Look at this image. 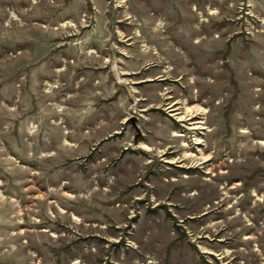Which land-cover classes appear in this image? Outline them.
I'll return each instance as SVG.
<instances>
[{
  "label": "rangeland",
  "instance_id": "rangeland-1",
  "mask_svg": "<svg viewBox=\"0 0 264 264\" xmlns=\"http://www.w3.org/2000/svg\"><path fill=\"white\" fill-rule=\"evenodd\" d=\"M0 264H264V0H0Z\"/></svg>",
  "mask_w": 264,
  "mask_h": 264
},
{
  "label": "bare ground",
  "instance_id": "bare-ground-1",
  "mask_svg": "<svg viewBox=\"0 0 264 264\" xmlns=\"http://www.w3.org/2000/svg\"><path fill=\"white\" fill-rule=\"evenodd\" d=\"M183 118H189V117H181L180 119H183ZM194 128H195V127H194ZM174 135L176 136V135H178V134H174ZM187 155H189V154H187Z\"/></svg>",
  "mask_w": 264,
  "mask_h": 264
}]
</instances>
